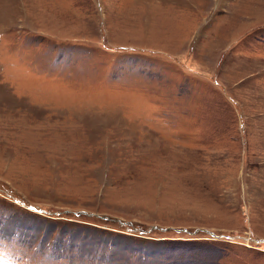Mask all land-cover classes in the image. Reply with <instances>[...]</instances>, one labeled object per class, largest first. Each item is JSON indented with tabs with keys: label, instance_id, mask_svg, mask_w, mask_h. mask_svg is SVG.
I'll return each mask as SVG.
<instances>
[{
	"label": "rangeland",
	"instance_id": "374dc122",
	"mask_svg": "<svg viewBox=\"0 0 264 264\" xmlns=\"http://www.w3.org/2000/svg\"><path fill=\"white\" fill-rule=\"evenodd\" d=\"M0 264H264V0H0Z\"/></svg>",
	"mask_w": 264,
	"mask_h": 264
}]
</instances>
